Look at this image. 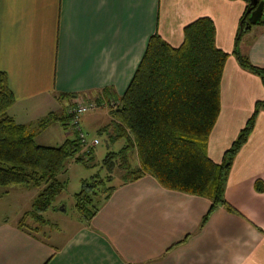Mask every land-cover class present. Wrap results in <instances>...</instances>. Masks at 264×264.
Instances as JSON below:
<instances>
[{
	"label": "crops",
	"instance_id": "1",
	"mask_svg": "<svg viewBox=\"0 0 264 264\" xmlns=\"http://www.w3.org/2000/svg\"><path fill=\"white\" fill-rule=\"evenodd\" d=\"M246 4L245 0H0V71L14 96L8 114L29 131L28 123L62 117L77 99H103L104 92L117 99L151 34L176 47L183 26L206 16L214 24L215 46L228 54L220 79L219 112L206 147L208 158L219 163L254 103L264 100L259 78L240 68L231 54ZM238 47L252 65L264 67V26H252ZM104 115L117 124L108 108ZM92 118L97 122L95 115ZM64 121L49 125V139L59 144L66 139L59 126ZM103 129L109 141L123 139L114 126ZM132 158L135 166V154ZM119 180L89 225L78 220L56 242L18 229L16 221L23 212L14 221H1L0 264H264V190H254L255 181L264 185V108L226 177L224 199L237 213L216 206L198 229L208 199L165 189L147 174L124 184Z\"/></svg>",
	"mask_w": 264,
	"mask_h": 264
},
{
	"label": "trees",
	"instance_id": "2",
	"mask_svg": "<svg viewBox=\"0 0 264 264\" xmlns=\"http://www.w3.org/2000/svg\"><path fill=\"white\" fill-rule=\"evenodd\" d=\"M247 16L244 10L238 19L231 54L240 68L259 78L264 89V67L252 65L238 47L252 26H264V3L257 24L244 29ZM227 55L215 46L212 20L198 17L183 26L182 41L176 47L157 33L148 37L143 55L119 98L106 92L103 99L91 98L95 108L103 101L106 103L117 122L114 125L117 137L123 138L124 143L117 151L105 153L102 159L103 167L108 170L105 179L82 181L81 189L73 195L74 208L83 225H89L117 186H106L105 181L118 171L119 184L147 174L165 189L208 199L210 205L198 229L216 206L237 213L224 199V185L235 154L250 134L257 113L264 108V100L254 103L250 116L223 152L220 162H212L206 147L219 112L220 79ZM13 101L6 76L0 71V187L40 188L30 209L16 221V227L34 238H45L41 213L54 206L55 197L64 188L57 175L65 170L69 160L85 165L87 158L81 154L89 156L91 148L82 150L84 144L76 130L72 138L57 146L35 143L27 127L16 123L8 114ZM52 119L65 120L62 125H67L71 115L67 112ZM133 154L135 166L130 161ZM254 190H264L260 180L254 182Z\"/></svg>",
	"mask_w": 264,
	"mask_h": 264
},
{
	"label": "rangeland",
	"instance_id": "3",
	"mask_svg": "<svg viewBox=\"0 0 264 264\" xmlns=\"http://www.w3.org/2000/svg\"><path fill=\"white\" fill-rule=\"evenodd\" d=\"M105 112H107V107H97L84 112L78 117V126L86 141V144L82 146V150L90 146L91 152L89 156L81 154L87 158L85 165L69 160L66 163L65 170L57 175V179L64 183V188L61 193L55 197L53 201L54 206L41 213L42 220L45 223L43 230L47 241L56 242L57 239L59 240L73 229L74 225L78 222V214L74 208L73 195L81 189L82 181H89L93 178L105 179V176L108 174V170L102 165V159L105 153L108 150L117 151L122 143H124L123 139L112 141L107 139L106 134L103 132V128H110L114 126V123L107 115H104ZM94 115L97 118V122L90 120L93 119L92 117ZM47 119V117L37 118L31 123H28L29 132L32 133L33 140L37 144L47 143L54 146L58 145L60 142H54V138L49 139L48 135L51 130L49 125L55 121L57 122V120L54 121L52 118ZM89 120L92 122L91 126L87 125ZM72 122L71 119H68L66 126L59 125L60 130L65 134L64 138H72L74 136V126ZM65 127L66 129H64ZM52 137H54V135H52L51 138ZM93 139L96 140V143L91 145L90 142ZM114 172L113 170L110 175ZM118 179V173H114L112 178L105 181V185H117ZM38 189L40 188L32 186L30 188L12 186L8 189L0 187V222L5 219L14 221L16 215H20L22 212L29 210L32 198L39 191ZM4 190H7V193H3ZM49 226H52V228ZM51 229L56 230V232L53 231L52 233L50 231Z\"/></svg>",
	"mask_w": 264,
	"mask_h": 264
},
{
	"label": "built area",
	"instance_id": "4",
	"mask_svg": "<svg viewBox=\"0 0 264 264\" xmlns=\"http://www.w3.org/2000/svg\"><path fill=\"white\" fill-rule=\"evenodd\" d=\"M73 105L68 109V113L71 115V120L73 121L74 130L77 132V136L79 137L80 141L85 145L86 141L84 139V135L78 126V117L83 114L84 112L94 109L96 107L95 103L92 100L82 101V100H75L73 101ZM96 140H92L90 144H95Z\"/></svg>",
	"mask_w": 264,
	"mask_h": 264
},
{
	"label": "water",
	"instance_id": "5",
	"mask_svg": "<svg viewBox=\"0 0 264 264\" xmlns=\"http://www.w3.org/2000/svg\"><path fill=\"white\" fill-rule=\"evenodd\" d=\"M263 3V0H247L245 12L248 16L244 29H249L251 25L257 24L262 14Z\"/></svg>",
	"mask_w": 264,
	"mask_h": 264
}]
</instances>
